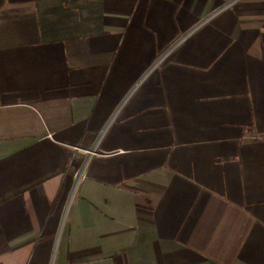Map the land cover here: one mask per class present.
Segmentation results:
<instances>
[{"label":"crops","instance_id":"crops-1","mask_svg":"<svg viewBox=\"0 0 264 264\" xmlns=\"http://www.w3.org/2000/svg\"><path fill=\"white\" fill-rule=\"evenodd\" d=\"M0 264H264V0H0Z\"/></svg>","mask_w":264,"mask_h":264}]
</instances>
